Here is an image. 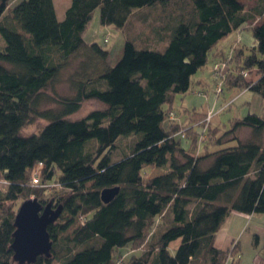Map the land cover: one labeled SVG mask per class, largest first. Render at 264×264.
Returning a JSON list of instances; mask_svg holds the SVG:
<instances>
[{"label": "trees", "instance_id": "16d2710c", "mask_svg": "<svg viewBox=\"0 0 264 264\" xmlns=\"http://www.w3.org/2000/svg\"><path fill=\"white\" fill-rule=\"evenodd\" d=\"M10 2L0 0V264H18L16 201L43 204L46 191L63 208L47 226L51 255L31 264H236L238 247L217 248L214 237L231 211L264 213V118H235L210 146L206 112L185 110L182 120L171 103L217 43L245 26L252 47L236 42L211 73L221 92L264 98V0H70L61 18L53 0ZM96 8L101 24L123 33L115 64L84 40ZM68 68L71 93L59 94L53 86ZM49 100L56 109L43 107ZM89 100L100 106L71 117ZM146 167L161 173L146 177ZM114 186L103 202L101 190Z\"/></svg>", "mask_w": 264, "mask_h": 264}, {"label": "rangeland", "instance_id": "374dc122", "mask_svg": "<svg viewBox=\"0 0 264 264\" xmlns=\"http://www.w3.org/2000/svg\"><path fill=\"white\" fill-rule=\"evenodd\" d=\"M20 0H11L10 6H14ZM64 2H68L69 0H56V11H60L64 13L66 7H63ZM246 6L250 7L253 5L254 1H245ZM99 9L96 8L93 12V16L85 30L84 40L86 42L96 41L99 45L108 49V59L111 64H115L119 59L122 53V46L124 42L123 33L120 30L112 27L111 25H103L99 20ZM239 34V35H238ZM105 38V40H104ZM239 39V47L243 48L245 52H247L253 45V35L252 29L248 26H245L239 31L233 32L229 36H227L224 40H222L221 48L223 52L228 53V49L233 41ZM238 42V41H235ZM3 43L0 38V53L2 52ZM211 57V56H210ZM213 60L211 58L208 59L206 67L199 69L192 77V83L190 88L185 93H176L172 100L171 106L176 113V116L180 119H185L188 115L187 111H192L193 109L197 112H206V122L203 126L205 129L209 125L211 128L216 130H211L209 145H213L215 143V136L220 135L225 130L229 129L231 126V122L235 118H240L247 114L248 112H254L264 118V98L259 94L251 91V90H243L240 92L236 87H227L223 86V91L221 92L219 88V78H213L210 65L212 66ZM236 60L233 59L232 65H235ZM72 68L65 69L61 72L59 81L54 84L53 88L59 94L70 95L71 89L69 88V84L67 82V74L70 72ZM196 77H203V81L198 84L195 81ZM100 104L94 100H89L83 103L82 107L77 113L71 115V117H79L84 115L92 108L99 107ZM43 107L55 108L56 105L53 101H47L43 104ZM209 116L208 120L207 117ZM40 123L28 125L25 130L26 132H30L36 129ZM198 129V127H196ZM250 129L248 127H241L237 135L240 139H244L248 136ZM132 142V137H127L119 143L122 148L127 147ZM183 146H186L185 140L182 139ZM236 141H231L230 144H235ZM263 144H264V135H263ZM125 151V150H121ZM120 154V153H119ZM118 153L116 156L119 155ZM115 158V157H113ZM37 173V168L33 172V174ZM161 173V170L153 167H146L144 169V176L150 177L155 174ZM59 171H57V175ZM36 176V175H35ZM56 176V175H55ZM2 181H0L1 183ZM39 185V184H38ZM32 187V185H31ZM35 188V187H33ZM51 194L49 191L43 193L42 197L45 198V202L51 201L54 204H57L56 201L50 200ZM34 197L33 195L29 198ZM24 200V199H23ZM23 200L16 201V208L19 206L20 202ZM260 223L264 226V213L260 214ZM252 237V236H251ZM254 237V236H253ZM262 243L264 244V238H262ZM244 250H247L250 245L254 244L253 238H248L246 241H242ZM127 249L126 251H128ZM137 252V251H135ZM240 252V255L243 254L245 258L249 255L246 251L244 255ZM128 255V254H127ZM235 257H238V253L235 254ZM231 259V258H229ZM51 264H59L57 261H53Z\"/></svg>", "mask_w": 264, "mask_h": 264}, {"label": "water", "instance_id": "95a60500", "mask_svg": "<svg viewBox=\"0 0 264 264\" xmlns=\"http://www.w3.org/2000/svg\"><path fill=\"white\" fill-rule=\"evenodd\" d=\"M118 187L101 190V199L108 202L117 193ZM62 205L51 201L42 204L37 198L23 200L15 213L13 232V259L18 264H31L40 255H51L52 240L47 226L55 221L62 211Z\"/></svg>", "mask_w": 264, "mask_h": 264}, {"label": "crops", "instance_id": "0c3cea01", "mask_svg": "<svg viewBox=\"0 0 264 264\" xmlns=\"http://www.w3.org/2000/svg\"><path fill=\"white\" fill-rule=\"evenodd\" d=\"M53 3L56 11V0H53ZM255 4L256 3L253 2L254 6ZM67 5L68 2H64L63 7H66ZM56 14L58 18H61L63 15V13L60 11H56ZM233 32L229 33L227 36H229ZM225 38H223L222 40H224ZM221 41L217 43L216 48L213 51L214 53L211 55V57H209L213 60V62L218 61L224 54H226L225 52H223V49L221 48V43H220ZM235 41H238L239 43V39ZM235 41H233L230 47L236 44ZM206 64L204 67H206ZM210 69H211V65H210ZM203 79H204L203 77H196L195 81L198 82V84H200V82H202ZM254 235H257L258 237L257 244L256 245L252 244V246L250 245V247L247 250H244L245 247L243 246L242 241H245L246 243L248 238H253ZM262 238H264V226H262L260 223V214H244V213L231 211L224 218L219 229L215 233L214 245L217 248L224 249L229 247L232 242H235L236 247H238L239 249V253L240 252L243 253L242 252L243 250L244 255L246 254V251L249 254L247 258H245L243 254H241L236 264H264V244L262 243L263 242ZM230 262L231 259L227 260L224 264H230Z\"/></svg>", "mask_w": 264, "mask_h": 264}, {"label": "built area", "instance_id": "2783aa9c", "mask_svg": "<svg viewBox=\"0 0 264 264\" xmlns=\"http://www.w3.org/2000/svg\"><path fill=\"white\" fill-rule=\"evenodd\" d=\"M224 65H225V63H219V62L215 63L214 67H213L215 73L218 74V75H220V74L222 75L223 72H222L221 68ZM218 89L220 90V88H218ZM208 118H209V116L207 117V120H208ZM31 183H32V185H38L39 184V180H38V175L37 174H36V176L35 175L32 176ZM116 264H120V262H117Z\"/></svg>", "mask_w": 264, "mask_h": 264}, {"label": "bare ground", "instance_id": "6f19581e", "mask_svg": "<svg viewBox=\"0 0 264 264\" xmlns=\"http://www.w3.org/2000/svg\"><path fill=\"white\" fill-rule=\"evenodd\" d=\"M231 245H233V246H234V245H235V242H232V243H231Z\"/></svg>", "mask_w": 264, "mask_h": 264}]
</instances>
